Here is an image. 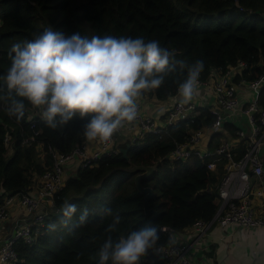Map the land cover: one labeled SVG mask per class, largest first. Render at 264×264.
Segmentation results:
<instances>
[{
	"label": "trees",
	"instance_id": "16d2710c",
	"mask_svg": "<svg viewBox=\"0 0 264 264\" xmlns=\"http://www.w3.org/2000/svg\"><path fill=\"white\" fill-rule=\"evenodd\" d=\"M49 26L67 36L80 32L89 39L113 35L158 40L162 47L175 50L178 60L189 64L203 60L202 79L212 68L227 69L240 60L248 67L238 79L252 80L264 71V0H0V76L11 64V46L33 39ZM185 78L186 70L177 69L159 89L150 92L165 100L178 92ZM0 88H4L3 80ZM5 93L6 88L0 95ZM259 100L264 106V93ZM41 113L26 102L25 116L17 123L7 115L6 102L0 100V205L4 198L29 192L36 178L53 164L50 149L71 152L84 140V121L76 118L53 130ZM213 120L204 108L193 121L182 119L168 126L161 136L146 134L132 143L129 159L118 151L81 166L54 195L55 208L48 210L35 241L27 244L19 239L14 243L19 255L15 264H99L98 250L111 222V218L102 217L105 207L122 217L113 238L151 224V215L145 212V194L135 181L141 171H132V165L156 167L142 183L153 188L148 202L157 211L154 223L161 226L160 243H167L170 237L163 227L178 232L197 220L211 219L217 210V192L209 188L220 175L208 169V159L193 155L170 162L165 156L188 139L190 128H201ZM237 129L229 125L232 133ZM32 136L36 142L30 141ZM40 142L45 147L44 158L37 151ZM10 148L13 153L8 156ZM66 202L79 210L67 226L61 222V208ZM85 209L88 223L74 226ZM51 224L56 225L54 230L49 228ZM145 258L144 264H165L160 255L149 253Z\"/></svg>",
	"mask_w": 264,
	"mask_h": 264
},
{
	"label": "clouds",
	"instance_id": "9594fccd",
	"mask_svg": "<svg viewBox=\"0 0 264 264\" xmlns=\"http://www.w3.org/2000/svg\"><path fill=\"white\" fill-rule=\"evenodd\" d=\"M11 64L5 74L6 112L20 123L26 102L42 110V118L53 130L62 129L74 119L84 121L86 142H109L115 133L138 118L137 100L159 89L165 78L179 69L186 78L179 83L180 105H188L199 93L203 60L189 64L176 58L175 50L162 47L158 40L143 37L105 35L90 39L76 32L71 36L51 26L33 39L14 43L9 51ZM0 88V92L4 91ZM83 143V142H82ZM134 143V141H132ZM75 204L61 208V222L67 226L78 213ZM102 217L111 218L107 236L99 247V264H142L149 253L160 255V231L152 224L113 238L122 217L110 207ZM85 209L74 226L88 223ZM55 224L49 225L54 230ZM169 244H174L169 237Z\"/></svg>",
	"mask_w": 264,
	"mask_h": 264
},
{
	"label": "built area",
	"instance_id": "2783aa9c",
	"mask_svg": "<svg viewBox=\"0 0 264 264\" xmlns=\"http://www.w3.org/2000/svg\"><path fill=\"white\" fill-rule=\"evenodd\" d=\"M247 67L248 64L240 60L227 69L212 68L208 77L200 78L199 93L188 105H180L178 92L164 100L163 118L147 114L137 102V120L120 129L109 142L103 143L101 150L92 154L88 153L84 142L67 153L50 149L53 164L40 176L38 196L30 191L17 194L20 206L31 214V219L20 224L11 241L0 245V264H15L18 261L19 255L14 247L17 240L27 244L35 241L37 231L44 227L49 216L48 209H43V206L45 203L50 205L54 195L64 186L65 164L70 159L77 156L82 159L81 166H87L103 155L117 153L116 144L125 135H130L134 142L146 134L161 136L168 126H175L182 119L191 118L193 121L204 108L214 117L212 123L198 129L190 128L188 139L177 143L165 159L170 162L184 161L193 155L201 160L208 159V169L220 175V180L209 188L217 192V210L211 219L197 220L188 227L195 231L189 237H185L183 230L175 232L163 227L174 244L160 243L164 245L161 258L165 264H194L197 243L201 244L203 235L215 225L264 227V214L255 211L251 198L252 178H264V106L259 100L264 91V71L252 80L244 77L238 79V74ZM210 98H213V103ZM241 121H244V125H237ZM229 125L238 127L235 133L229 130ZM9 138L10 135L7 136V142ZM30 141L36 142L35 137L32 136ZM7 220L5 203H2L0 222L4 226Z\"/></svg>",
	"mask_w": 264,
	"mask_h": 264
},
{
	"label": "crops",
	"instance_id": "0c3cea01",
	"mask_svg": "<svg viewBox=\"0 0 264 264\" xmlns=\"http://www.w3.org/2000/svg\"><path fill=\"white\" fill-rule=\"evenodd\" d=\"M149 95L153 94L147 92L138 98L137 102H140L142 109L147 114L155 118H163L164 100L158 99V101H156ZM209 100L213 103V98ZM238 124L239 126H243L244 121L237 123V125ZM83 142L89 154L101 150L103 147V143L99 141L86 142L83 140ZM37 151L39 155L44 158L46 152L42 142L37 144ZM12 153L13 149L10 148L7 154L10 156ZM81 161V158L75 156L65 164L66 180L76 175L78 169L81 167ZM39 180L40 176H38L33 185L29 187V191L34 196H38L40 190ZM252 185V205L258 214H264V178L260 179L253 177ZM3 203H5L8 220L4 226L0 222V241L5 239L9 233L8 228L13 222L19 221L22 224L25 220L31 219V214L25 212L20 206L18 195L4 198ZM52 207L53 202L50 203V205L45 203L43 209L49 210L52 209ZM183 232L185 237L195 234L193 228H186ZM200 242L202 243H197V249H195L194 252V264H264V227L244 228L236 225H215L207 234L203 235ZM145 261L146 258L144 257L142 262L145 263Z\"/></svg>",
	"mask_w": 264,
	"mask_h": 264
},
{
	"label": "water",
	"instance_id": "95a60500",
	"mask_svg": "<svg viewBox=\"0 0 264 264\" xmlns=\"http://www.w3.org/2000/svg\"><path fill=\"white\" fill-rule=\"evenodd\" d=\"M132 137L130 135H125L120 138V140L117 142L116 146L117 149L123 154V156L126 159H129V150L132 147ZM155 165H132L131 170L136 172V171H141L138 173L135 177V181L137 184L138 189L142 194H145V212L148 215H151L150 222L152 225L156 226L158 229H161V226L156 225L154 223V218L157 215V211L155 209H151L148 200L152 197L153 195V188L150 186H144L142 183V179L148 177L151 175V173L155 170ZM54 206L52 207V210H54ZM21 222H13L12 225L8 228L9 233L5 237L4 240L0 241V245L5 244L6 242L11 241L16 234L17 229L20 227Z\"/></svg>",
	"mask_w": 264,
	"mask_h": 264
},
{
	"label": "rangeland",
	"instance_id": "374dc122",
	"mask_svg": "<svg viewBox=\"0 0 264 264\" xmlns=\"http://www.w3.org/2000/svg\"><path fill=\"white\" fill-rule=\"evenodd\" d=\"M152 99H155L156 101H158V99L157 98H155L153 95H149ZM144 262H142V264H143Z\"/></svg>",
	"mask_w": 264,
	"mask_h": 264
}]
</instances>
